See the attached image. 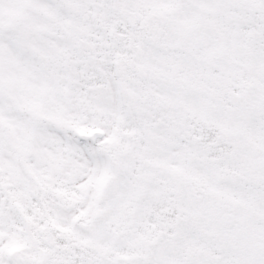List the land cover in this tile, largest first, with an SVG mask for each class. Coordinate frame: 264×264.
Listing matches in <instances>:
<instances>
[{
    "label": "snow or ice",
    "instance_id": "6c2138e0",
    "mask_svg": "<svg viewBox=\"0 0 264 264\" xmlns=\"http://www.w3.org/2000/svg\"><path fill=\"white\" fill-rule=\"evenodd\" d=\"M0 264H264V0H0Z\"/></svg>",
    "mask_w": 264,
    "mask_h": 264
}]
</instances>
